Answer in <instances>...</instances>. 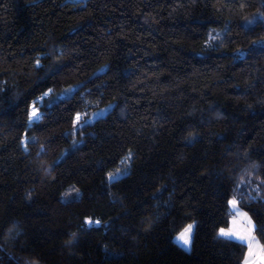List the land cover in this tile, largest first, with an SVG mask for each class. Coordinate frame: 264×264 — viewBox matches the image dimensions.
Masks as SVG:
<instances>
[{
  "label": "trees",
  "instance_id": "16d2710c",
  "mask_svg": "<svg viewBox=\"0 0 264 264\" xmlns=\"http://www.w3.org/2000/svg\"><path fill=\"white\" fill-rule=\"evenodd\" d=\"M231 200L264 249V0H0V264H242Z\"/></svg>",
  "mask_w": 264,
  "mask_h": 264
},
{
  "label": "rangeland",
  "instance_id": "374dc122",
  "mask_svg": "<svg viewBox=\"0 0 264 264\" xmlns=\"http://www.w3.org/2000/svg\"><path fill=\"white\" fill-rule=\"evenodd\" d=\"M70 1L79 2V1H84V0H70ZM74 90H75V88H72V89H68L66 91H63L61 93L55 94L51 97V99L54 100L58 97L70 96ZM49 96L50 95L48 92L46 94H43L39 98L35 99L31 103V107H30V111H29V118H28V129L26 130V132L22 138V144H23L24 149L26 151H28V146L37 139V135H38L37 132H33L31 130L30 126L32 123L37 122L46 113L47 109H46V105H45L44 101L46 99H49L50 98ZM99 98H100L99 92H92V93H87V94L85 93V94L81 95V98H80L81 104L79 105L78 113H77V117H76V123L77 124L91 121V120L95 119L96 117L101 116L105 113L104 109L97 108L99 106ZM34 111L36 113L35 116H33ZM123 175H124V172H119V173L110 175L108 177V180H113V179L119 178ZM231 201H233V200H231ZM229 207H230V210L232 212L231 218L229 220V225L227 228L221 229V230H224L226 232L231 230V231L243 234L245 236H248L249 235V229H251L250 234H251V237L254 238V241H255L252 245L251 254H250V250H249V243L247 240L242 242L240 240H237L235 237H229V238L223 237L220 235L221 230L219 232L220 237H222L224 239L235 240V241L242 243L246 246V253L242 259V264H245L246 259L248 260L249 264H264V249L261 247L258 240L254 236V232H253L254 224L252 222V219L250 218V216L246 212L240 210L237 207V204H236V207L234 209L229 202ZM245 217H246V219H245ZM249 221L251 222V224H249ZM189 225H192V233H191V237H192V234L194 231V224L193 223L186 225L174 238V241L180 247H182L183 249H186V250L190 249L191 242L187 246V248H185L184 246H182L181 243H179L177 241V237Z\"/></svg>",
  "mask_w": 264,
  "mask_h": 264
},
{
  "label": "snow or ice",
  "instance_id": "6c2138e0",
  "mask_svg": "<svg viewBox=\"0 0 264 264\" xmlns=\"http://www.w3.org/2000/svg\"><path fill=\"white\" fill-rule=\"evenodd\" d=\"M36 113L35 111L33 112V116H35ZM79 119V118H78ZM230 204L231 206L235 209L236 207V201L233 200V201H230ZM246 219V217H245ZM249 224H251V222L249 221ZM191 233H192V225H189L187 228L184 229L183 232H181L179 234V236L177 237V241L179 243L182 244V246H184L185 248H187V246L190 244L191 242ZM251 229H249V235L248 236H245L243 234H240L238 232H234V231H224V230H221L220 232V235L223 236V237H226V238H229V237H235L237 240H240V241H248L249 243V250H250V254H251V249H252V245L253 243L255 242L254 241V238L251 237ZM245 264H249L248 260L246 259L245 260Z\"/></svg>",
  "mask_w": 264,
  "mask_h": 264
},
{
  "label": "crops",
  "instance_id": "0c3cea01",
  "mask_svg": "<svg viewBox=\"0 0 264 264\" xmlns=\"http://www.w3.org/2000/svg\"><path fill=\"white\" fill-rule=\"evenodd\" d=\"M186 250V249H185Z\"/></svg>",
  "mask_w": 264,
  "mask_h": 264
}]
</instances>
